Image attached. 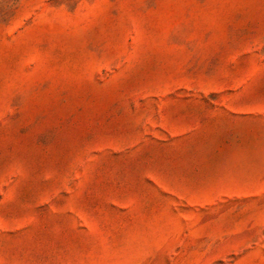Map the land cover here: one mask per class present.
Here are the masks:
<instances>
[{
	"label": "rangeland",
	"instance_id": "rangeland-1",
	"mask_svg": "<svg viewBox=\"0 0 264 264\" xmlns=\"http://www.w3.org/2000/svg\"><path fill=\"white\" fill-rule=\"evenodd\" d=\"M0 264H264V0H0Z\"/></svg>",
	"mask_w": 264,
	"mask_h": 264
}]
</instances>
